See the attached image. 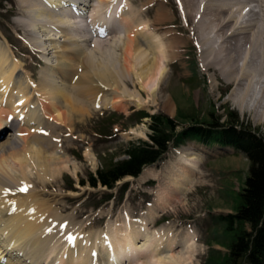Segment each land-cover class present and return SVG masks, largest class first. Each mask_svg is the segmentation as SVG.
I'll return each instance as SVG.
<instances>
[{
  "label": "rangeland",
  "instance_id": "obj_1",
  "mask_svg": "<svg viewBox=\"0 0 264 264\" xmlns=\"http://www.w3.org/2000/svg\"><path fill=\"white\" fill-rule=\"evenodd\" d=\"M43 1L45 2V0ZM95 1L92 0V3ZM135 1V6L138 7L141 2L147 0ZM44 2L38 0H7V2H3L0 0V49L6 50L3 57L5 59L8 57L2 67L14 62L25 66V69L19 71L14 79V95H18L17 88L21 84L22 87L29 84L27 82L28 75L31 77L30 82L36 85L42 76L41 72L44 66L46 64L56 66L58 62L53 51L48 52L49 47L47 48L48 44L44 40L50 37L62 45L64 39L60 37L61 34L51 30L52 28H42L41 23H45L47 19H42L44 17L41 16L36 17V13L32 12L37 8L36 5L46 8L47 11H53L49 10L50 7H45L46 2ZM198 4L199 2L196 4L197 8ZM29 5L32 6V10L29 9ZM252 5L253 8H251ZM164 6L169 16L168 19L171 21H169L170 24H167L171 28L164 29V31L170 30L171 33L177 35L183 45L176 53L166 56L164 63V69L167 71L166 78L155 98H152L147 88L140 87L133 77L124 78L123 75L125 88L127 87L129 93H134L133 95L139 94L142 100L141 105L132 102L122 107H101L93 110L92 102H65L62 103L59 113L56 115L53 113L50 117V119H58L62 122L68 120L64 126H60L55 124V122L59 123L57 121L42 120L37 103H30V108L24 116H32L33 119L36 117L37 121L32 124L34 126L32 130L46 127V123H49L52 129L53 124L56 126L52 130L54 141L48 137L50 134L46 136L51 140V146L48 145L50 143L46 139L33 136L34 133L31 130L27 132L28 137H33L32 141L40 140L39 143L44 142V146H48L47 148L31 144L28 137H16V140H8L6 133L9 130L0 129V141H5L7 138L5 146L8 147L0 149L6 154L3 158L5 159L10 153L16 154V157L11 155L10 158L3 161L0 157V170L4 168L3 172L7 175L0 178V187L5 188L7 185H11V188L16 189V194L11 198L21 199L22 205H26L25 209H30L31 212L27 218L44 219L46 217H43V214L47 217L54 216L55 231L52 236L55 239L50 237L51 239H47V243L42 246L43 249L39 247L43 259L48 252L49 254L53 253L50 258L52 260L59 255H71L74 256L73 258L77 256L80 259L83 254L95 252L96 246L102 249L101 245L104 246L112 239H119V233L125 232L127 228L135 230V233L139 231V228L143 230L148 228L149 237H153L155 232L158 235L171 234L170 236L179 246L171 252L168 251L176 264H181L179 263L181 261H184V264L224 263L227 255L226 246L232 235L226 230L221 219L233 214L234 206L238 202V193L243 187L249 167L248 160L243 155L235 153L231 148L225 150L216 145L204 146L193 140H186L178 148H171L157 164L145 167L137 178L128 177L118 182L112 191L102 187L94 189L86 184L89 176L95 177L96 171L104 166V160L119 161L125 158L122 151L128 142L138 139L147 140V134L150 133L149 120L144 119L135 124L133 119L128 118L133 110H140L150 115L160 114L172 119L177 127L176 133L182 132L193 124L216 123L217 117L223 118L218 121V123H223L224 116L229 111L232 115H238L244 126L249 125L251 130L259 131L264 135V119L262 118L260 123L255 122L258 120L253 111L254 107L249 105L260 96V85L263 84V80L259 78L262 74V62L259 63L257 74L252 80V83L256 84L251 87L250 97L248 96L247 99L246 110L249 112L240 113L236 106L239 105L243 87L237 89L234 80L228 82V73L225 75L223 71L220 74L219 71L222 65L219 66L220 63L224 64V69L230 67L226 64L227 55L201 54L196 46L199 45L197 38L196 40L192 39L189 33H185L190 31L191 27L189 28V26L192 24L193 17L195 15L201 17L204 7L192 10L193 17L190 16L191 20L188 19L186 22L179 17L173 3ZM148 7L143 9L140 17L143 21L149 22L153 18L154 11L147 12L146 8ZM249 7L250 10L246 11L245 16L238 20L241 25L254 23L257 19L258 22L262 18L259 15L255 16L256 19L253 17L254 13L259 11L254 4H250ZM64 9L53 11V14H57L58 17L65 16L71 22H75L74 18L72 21V17ZM145 9L146 11H144ZM262 9L264 15V7ZM132 10L136 11V8L134 7ZM140 10L142 9H139V13H141ZM263 18L260 19L259 25L264 21ZM78 20L84 23L85 18ZM249 20L251 21L249 22ZM89 22L86 21V28ZM176 28L178 29L176 30ZM76 30L78 35L80 33L87 35V31L80 30L78 27ZM89 37V42L84 44L91 49L97 40ZM97 39L104 42L106 40L107 43H103L104 50L98 49L100 52L94 51L93 55L100 62L97 61L99 66L97 67L102 69V72L108 73L113 66H117L119 61L118 52L115 50L117 48H110L108 39ZM180 41L179 44H181ZM46 48L47 51H45ZM245 57L239 56L236 61L238 66H242V60ZM119 76L121 77V74L118 73L117 77ZM76 77L78 76L75 75V80ZM226 77L228 81H226ZM114 86L119 93L120 90H123L118 83ZM28 89L30 90V85H28ZM66 105H72L71 110L73 111L70 110L68 115L64 113ZM66 108L68 109V107ZM81 110L85 111V114L76 115ZM212 116L214 118H211ZM4 120L6 121V119ZM9 122L12 121L9 119ZM26 131L27 129L24 132ZM18 138L22 144L21 147ZM24 140H28V142L25 143ZM29 147L38 150L36 152L40 155L38 160L28 153ZM23 150L30 157L28 155L23 158L19 157L23 154ZM185 151L191 155L182 157ZM41 155L50 156L47 165H50L51 170L46 167L50 171H43L42 168L47 162L41 161L43 158ZM188 157L192 158L191 163L195 167L197 176L192 175L193 178L195 177L192 183L184 192L178 194L173 191V185L168 183V177L170 173L175 172L181 158L187 159ZM81 183L85 184L81 185ZM122 187L126 188L123 194L119 191ZM21 188H25L26 191L21 192ZM169 193L177 195L179 200L167 202L166 198ZM109 195H112V198L107 201ZM26 200L31 203L26 204ZM16 219L5 222L10 224L6 226L8 232L3 233L6 234L7 243L8 238L14 243H23L31 238L33 244L36 245L44 237L39 231L40 225L32 223L26 227L23 223H17ZM48 230L49 233L52 231ZM66 232H68L66 236L71 233L78 235L76 240H80L70 244L73 237L71 240L66 238L64 242L63 238ZM86 236L92 237V242ZM136 238H138L137 241L141 239L139 236ZM139 242L141 243V241ZM180 242L181 244H178ZM107 248L108 245L105 250ZM24 250L28 254L33 250V246L27 243L22 248V251ZM153 261L155 259L149 262Z\"/></svg>",
  "mask_w": 264,
  "mask_h": 264
},
{
  "label": "bare ground",
  "instance_id": "obj_2",
  "mask_svg": "<svg viewBox=\"0 0 264 264\" xmlns=\"http://www.w3.org/2000/svg\"><path fill=\"white\" fill-rule=\"evenodd\" d=\"M45 2L46 6L51 8L49 10L53 11L61 10V8H65L64 10H66L67 6L74 5H77V11L75 12L76 15L81 12L80 10H85L81 13L82 16L86 13L88 14L86 21H90L88 23L90 31L86 32L87 35H81V33L78 35L75 22H71L65 18V16L58 17L57 14H53V11H47L46 8H42L41 6L39 7L36 5L35 7L37 8L32 10V6L29 5V9L36 13V17L41 16L44 17L42 19H47L45 23H41V27L52 28L51 30L61 34L60 37L64 40L61 45L50 37L45 38L44 42L48 44L47 48L49 47L48 52L53 51L58 59L57 65L51 66L50 64H46L41 72L42 76L39 78L36 85H33V83L30 82L31 77L28 75L27 82L29 84L26 83L27 85L24 87H22L23 85L21 84L19 88H17L18 95L15 93L17 96L13 94L15 87L14 79H16V74H18L19 71L23 68L25 69V66L14 62L7 64L6 67H2L6 63L8 57L5 59L3 56H5L6 50L4 51L3 49H0V129H6L5 127L7 123L4 119L8 118L7 122L9 127L7 126V130L9 128V131L6 134V137L9 138L8 140H16V137H28L24 132L25 129L30 131V129L34 127L31 123L37 121L35 116L34 119L32 116L24 118V115L29 110L30 103L32 102L37 103V107L41 111V117H43V119L57 121L59 123L55 122V124L60 126H64L68 120L62 122L58 119H50V117L53 113H55L54 115L58 114L62 103L65 102H92L91 108L93 110L101 107H122L125 104L127 105L132 102L137 103L136 105H141L142 100L139 94L137 93L136 95H133L134 93H129L127 87L125 88L123 75L124 78L133 77L140 87L147 88L151 93L152 98H155L157 96V91H159L161 84L166 78L167 71L164 69L166 56L176 53L183 45L177 35L171 33L170 30L164 31V29L171 28L167 26L171 21L168 19L169 16L167 15L164 6L165 4L169 5L170 3H173L179 17L186 22L188 19L191 20L190 16L193 14L192 10H199L201 6L204 7L201 12V17L200 15H195V18L192 16V24L189 26V28L191 27L190 31L185 33H189L192 36V39L196 40L197 38L199 45L196 46L201 54L216 53L227 55L228 60L226 64L230 67L229 69H224V64L220 63L219 66L222 65L219 71L220 74L223 71L225 75L228 73L229 81L227 77L225 78L226 81L232 82L234 80L233 82L237 85V89L243 87L242 95L239 97V105L236 106L240 113L249 112L246 110V105L248 106L247 99L248 96L250 97L249 92L251 87L256 84L252 83V80L257 74L259 63L262 62V74L259 78L263 80V84L260 85V96L249 105L254 107L253 111L258 120L255 122L260 123L261 119H264V21L261 22V25L258 24L260 19L262 20L264 17L262 14L264 0H147L139 4L141 7L135 6V0H96L95 4H91L92 0H45ZM198 2L199 4L197 8L196 4ZM118 3L121 4L119 5L120 8L117 17L123 24V29L118 30L113 27L105 28L104 26L108 20L104 18V13L107 11L109 12L110 8ZM250 4H254L259 10L257 13H254L253 17H258L259 15L262 18H260L258 22L257 19L254 23H244V25H241L238 20L245 16L246 11L250 10V7L248 8ZM78 6H80V8H78ZM147 6H149L146 8L147 12L154 11V14L151 12L153 18L150 19L152 20L150 24V20L149 22L143 21L142 17H140L143 9ZM134 7L136 8V11L132 10ZM122 8L126 10V14L121 11ZM251 8H253V5ZM139 9H142L140 10L141 13H139ZM146 9L144 11H146ZM250 21L251 20H249V22ZM98 27H100V29H97ZM172 29H175V27H172ZM177 29L178 28H176V30ZM106 35H109L106 38L108 39L107 41H110L109 47L113 49L117 48L115 50L118 52L117 56L119 59L117 66H113L108 73L102 72V69L100 70L98 68L97 61L99 62V60L93 55L94 51H98L97 53H99L104 50L103 43H105L106 40L105 42L101 40L99 41L97 38H105ZM89 36L95 37L97 40L94 45L91 46V49H89L90 47L87 48L84 44L89 42ZM179 41L181 44H179ZM47 48L45 51H47ZM98 49H100V51ZM239 56H246L242 60V66H238L236 62ZM118 73L121 74V77H117ZM75 75L78 76L76 77V80L74 79ZM116 83H118L120 88L122 87L123 89L120 90V93L117 91L116 86H114ZM28 85H30V90L28 89ZM92 96L93 99H91ZM15 97L17 98L15 99ZM164 103L166 104L165 100ZM166 106L168 105L166 104ZM66 107H68V109ZM71 108L72 105L65 106V115H68ZM83 113L85 114V111L81 110L78 111V114L76 115ZM67 118L69 119L70 117ZM9 119L14 124L9 122ZM46 124L47 126H44L45 129H38L39 127L34 128V134L32 135L46 139L50 143L48 145L51 146V140H49L48 137L52 138V130H54L55 125L53 124L52 129V126L49 123ZM30 126L31 128H28ZM49 134L50 136L46 138ZM19 138L17 140H19L21 147L22 144ZM28 138L30 143L35 146L39 145L41 148L48 147L44 146V142L39 143L40 140L34 142L32 141L33 137ZM6 139L5 141H0V149L8 148L5 146ZM52 140L54 141L53 138ZM23 142L26 143L28 140H24ZM23 151V154L19 156L21 158L25 155L29 156V154L35 159L40 157V155L36 153L38 150L30 149V147L28 150L29 154L25 150ZM5 155L4 151H1L0 157L2 158V161L8 157L10 158L11 155L16 157L15 153H10V155L4 159L3 157ZM187 155L190 156L191 154L185 151L182 157ZM41 156L44 159L42 158V160H40L43 163L47 162L42 168L44 169L43 171H50V165H47L50 161L48 160L50 156ZM191 160L192 158L189 157L187 159L181 158L176 166L175 172L170 170L174 173H170L168 183H171V186L173 185V191L178 194L179 192H184L188 185L192 183L195 178H193L192 175L197 176V172L193 163H191ZM23 163H25V161H23ZM3 169L0 170V178L7 176L4 174ZM15 190L16 189L11 188V185H7L5 188L0 187V242L4 241L3 244H0V264H145L146 262L147 264H176V261L173 260L169 252L179 246L176 245L170 236L171 234L158 235V233L155 232L153 237H149L147 233L148 228H145V230L139 228L137 233L134 232L135 230L133 231L131 228H127L125 232L119 233V239H112L110 246L107 244V250H105V247H107L106 244L101 246L102 249L97 248L96 246L95 252L92 251L86 255L83 254L80 259H78L77 256L76 258H73L74 256L72 257L71 255H59V257L57 256L52 260L50 259L52 252L50 254L48 252L43 259L41 257L42 255H40L39 247L43 249L42 246L47 243V239L54 238V236H52L55 231V223L53 224L54 216L52 217V215H50L47 217V215L43 214L42 216L46 217L44 219H35V217L27 218V215L31 211L30 209H25L26 205H22L21 199H12V196L16 194ZM167 196V202H171L172 200L176 202V200H179L175 194L169 193ZM29 203L31 202L26 200V204ZM12 218H17L15 221L17 223L25 224L26 227L30 226L32 223L40 225L39 231H41V234L44 237L39 240L36 245L35 243L33 244L31 238L23 243H14L8 238L7 243L6 234L3 233L8 232L6 226H9L10 224L5 222L13 220ZM3 226L5 227L3 228ZM48 229L52 231L49 233ZM67 233L68 232L65 233L63 238L64 242L66 241V238L71 240L73 237L74 238L70 244L78 241V239L76 240L78 235H72L70 233L66 236ZM136 236L141 237V239L139 238L141 243L137 241L138 238H136ZM86 238H89L91 242L93 240L90 236H86ZM27 243L33 246L34 250H31L28 254L25 250L22 251V248ZM18 244L22 245L19 246ZM178 244H181V242ZM65 257L67 258L65 259ZM154 259L155 261L149 262ZM179 263L184 264V261Z\"/></svg>",
  "mask_w": 264,
  "mask_h": 264
},
{
  "label": "trees",
  "instance_id": "obj_3",
  "mask_svg": "<svg viewBox=\"0 0 264 264\" xmlns=\"http://www.w3.org/2000/svg\"><path fill=\"white\" fill-rule=\"evenodd\" d=\"M133 116L136 123L149 119L148 141L128 142L122 151L125 158L104 160V166L95 177L89 176L86 184L112 189L126 177H137L143 168L161 160L171 146L186 139L232 147L248 160L249 167L233 214L221 219L232 235L223 264H264V135L244 126L238 115L229 111L223 123H218L223 118L217 117L216 123L193 124L180 133H176L173 120L163 115L139 111Z\"/></svg>",
  "mask_w": 264,
  "mask_h": 264
},
{
  "label": "snow or ice",
  "instance_id": "obj_4",
  "mask_svg": "<svg viewBox=\"0 0 264 264\" xmlns=\"http://www.w3.org/2000/svg\"><path fill=\"white\" fill-rule=\"evenodd\" d=\"M20 191L21 192H24V191H26V189L25 188H21Z\"/></svg>",
  "mask_w": 264,
  "mask_h": 264
}]
</instances>
